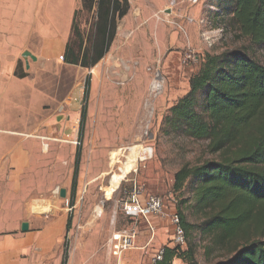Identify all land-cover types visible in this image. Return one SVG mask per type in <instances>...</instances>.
I'll return each mask as SVG.
<instances>
[{"label":"rangeland","instance_id":"374dc122","mask_svg":"<svg viewBox=\"0 0 264 264\" xmlns=\"http://www.w3.org/2000/svg\"><path fill=\"white\" fill-rule=\"evenodd\" d=\"M129 2L109 51L90 68L62 58L72 36L65 28V0L31 1L34 33L14 43L6 41L11 0H4L0 10L5 22L0 81L11 89L6 100L10 104L0 100V115L3 127L15 128L10 134L20 152L19 161L7 164L0 175V231L23 232L22 223L29 222V231L41 233L37 260L123 264L140 258L149 264L153 251L174 246L171 228L158 220L155 241L145 248L146 223L135 224L123 210L133 189L140 187L178 211L175 173L185 164L215 157L208 141L168 124L170 108L189 91L190 77L207 56L247 49L264 63V48L221 25L227 17L216 7L218 0ZM81 7L79 0L77 9ZM19 11L21 19L27 16V9ZM93 21V12H80L86 39ZM25 51L37 59L26 60ZM15 72L27 76L18 78ZM6 91L0 89V99ZM149 149L152 154L142 160ZM63 188L65 197L60 194ZM182 207L194 226L182 248L189 241L197 244V264L225 260L211 240L201 237L202 218L193 205ZM134 227L139 231L138 248L120 260L111 250L113 235ZM43 244L42 252L38 247Z\"/></svg>","mask_w":264,"mask_h":264},{"label":"trees","instance_id":"16d2710c","mask_svg":"<svg viewBox=\"0 0 264 264\" xmlns=\"http://www.w3.org/2000/svg\"><path fill=\"white\" fill-rule=\"evenodd\" d=\"M81 3L63 58L90 68L109 51L130 2ZM216 7L227 17L221 25L264 48V0H218ZM82 10L94 14L87 39L78 22ZM189 86L170 108L168 124L193 139L208 141L207 149L215 157L185 164L174 175L173 192L180 199L178 213L186 236L194 227L182 207L189 204L202 218L201 237L211 240L226 258L216 264H264V63L247 49L207 56ZM78 164L79 158L76 172ZM164 248V258L157 264L175 259L197 264L196 243L189 241L186 249Z\"/></svg>","mask_w":264,"mask_h":264},{"label":"crops","instance_id":"0c3cea01","mask_svg":"<svg viewBox=\"0 0 264 264\" xmlns=\"http://www.w3.org/2000/svg\"><path fill=\"white\" fill-rule=\"evenodd\" d=\"M17 2V5H13V2ZM31 1L33 0H11V20L6 23L7 31L9 32V40L12 43L18 42L21 37L29 38L33 33L34 29L31 28V22L29 19V8ZM79 0H65L67 4L66 15H65V28L67 29L68 35L72 31V23L74 13L78 7ZM4 0H0V10L3 9ZM27 9V16L22 18L20 17L19 9ZM5 22L0 18V57L3 56L4 51V32ZM70 36V35H69ZM69 38V37H68ZM67 43V42H66ZM15 76V75H14ZM16 77V76H15ZM7 89L6 93L1 96L2 101L9 99V91L11 90L9 86H4L3 80L0 81V89ZM10 101V100H9ZM7 104H10L9 102ZM4 116L0 115V175L2 170L6 167L7 164H14L19 161V148L14 146L13 138L10 133L14 132L15 128L12 127H3ZM7 133L5 136L1 133ZM0 179H2L0 177ZM4 214L3 209V196L0 194V216ZM41 233H35L33 231L27 232H6L2 233L0 231V264H61L59 261L49 263V260L40 258L37 260L35 251L37 249V239H40ZM45 243V242H43ZM46 244L38 247L42 252L45 249ZM49 249V247H46ZM38 261V262H37ZM149 261V260H148ZM121 264V263H120ZM123 264H142V259H126L123 261Z\"/></svg>","mask_w":264,"mask_h":264},{"label":"built area","instance_id":"2783aa9c","mask_svg":"<svg viewBox=\"0 0 264 264\" xmlns=\"http://www.w3.org/2000/svg\"><path fill=\"white\" fill-rule=\"evenodd\" d=\"M149 154H152L151 150L141 159H147ZM123 210L126 217L134 220L135 224L140 220H143L146 223L149 239L144 246L145 248L152 245L155 241L156 233L159 228L157 223L158 220L166 222L167 226L171 228L170 230L172 232V241L174 245L182 246L186 244L187 236L180 214L176 210L168 209L161 196L155 194L146 195L143 193L142 188L135 187L131 192L129 199L124 203ZM138 238L139 231L135 227L130 230L115 233L111 244L112 253L121 260L125 253L137 247L136 242ZM164 252V246H160L157 250L149 254V264H157L162 261L164 258ZM175 260L170 264H177ZM178 261V264H188L181 259Z\"/></svg>","mask_w":264,"mask_h":264},{"label":"water","instance_id":"95a60500","mask_svg":"<svg viewBox=\"0 0 264 264\" xmlns=\"http://www.w3.org/2000/svg\"><path fill=\"white\" fill-rule=\"evenodd\" d=\"M29 56H31L32 58H33V60H36L37 59V57L36 56H34L31 52H29V51H25L24 53H23V57L27 60L28 59V57ZM61 196L62 197H65L66 195H67V190L66 189H61ZM29 228H30V223L29 222H23L22 223V227H21V229H22V231L23 232H27L28 230H29Z\"/></svg>","mask_w":264,"mask_h":264}]
</instances>
